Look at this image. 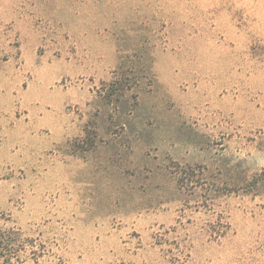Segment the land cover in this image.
Masks as SVG:
<instances>
[{"label":"rangeland","instance_id":"1","mask_svg":"<svg viewBox=\"0 0 264 264\" xmlns=\"http://www.w3.org/2000/svg\"><path fill=\"white\" fill-rule=\"evenodd\" d=\"M0 240L264 264V0H0Z\"/></svg>","mask_w":264,"mask_h":264},{"label":"trees","instance_id":"2","mask_svg":"<svg viewBox=\"0 0 264 264\" xmlns=\"http://www.w3.org/2000/svg\"><path fill=\"white\" fill-rule=\"evenodd\" d=\"M123 78H120L118 76V73L115 71V76L112 79L111 82L108 83L107 85V90L110 91H114V90H119V89H123V84H122V80ZM107 91V93H108ZM0 244H2V240H0Z\"/></svg>","mask_w":264,"mask_h":264}]
</instances>
